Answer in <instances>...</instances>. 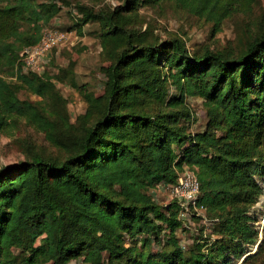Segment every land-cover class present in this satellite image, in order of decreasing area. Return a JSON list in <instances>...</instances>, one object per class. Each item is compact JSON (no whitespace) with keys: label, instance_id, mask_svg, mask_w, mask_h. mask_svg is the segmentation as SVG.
<instances>
[{"label":"trees","instance_id":"trees-1","mask_svg":"<svg viewBox=\"0 0 264 264\" xmlns=\"http://www.w3.org/2000/svg\"><path fill=\"white\" fill-rule=\"evenodd\" d=\"M163 1L219 26L256 0H142ZM124 3L69 8L68 30L81 34L82 25L99 22L113 45L102 92L87 97L93 107L81 116L96 112L94 120L74 129L66 113L51 118L18 95L49 93L53 105L65 106L54 79L63 80L66 68L52 71V57L39 75L23 72L19 60L63 4L0 0V129L24 118L67 152L61 159L32 152L0 167V264H264V227L259 240L251 214L264 193V32L237 53L190 51L178 36L148 40L125 25L120 12L134 3ZM15 64L7 79L2 72ZM189 96L205 108L194 132ZM183 164L196 172L198 203L212 221L184 248L176 202L153 195L159 184L176 182Z\"/></svg>","mask_w":264,"mask_h":264},{"label":"rangeland","instance_id":"rangeland-1","mask_svg":"<svg viewBox=\"0 0 264 264\" xmlns=\"http://www.w3.org/2000/svg\"><path fill=\"white\" fill-rule=\"evenodd\" d=\"M126 0H60L63 7L58 15L51 19L48 25L67 29L74 20L69 8L78 3H85L94 8L111 10L125 4ZM134 7L120 12L123 14L125 25L142 32L148 40H165L173 36L182 38L187 48L192 51L195 47H209L224 49L237 53L255 35L264 32V0H256L245 10H238L226 17L217 26L202 16L189 12L187 9L163 1L159 4H146L142 0H133ZM104 26L99 22H88L81 26V34L71 29L69 40L56 48L53 53L52 71L57 68H66L63 80L54 79L55 87L64 99L65 106L53 105L49 93L43 96L22 89L18 92L20 98L36 102L51 118L57 119V111L66 113L74 129L80 127V121L85 119L87 125L94 120L96 112L83 116L88 108H92L90 94L98 95L102 92L104 75L101 68L110 62V51L113 47L109 38L101 35ZM16 64L4 69L2 74L7 79H14ZM187 103L193 113L194 120L189 130L194 132L201 129L205 123V108L202 99L197 96L187 97ZM79 118V119H78ZM32 152H38L44 157L53 156L63 158L67 152L49 141L44 131L26 121L24 118H11L0 129V167L18 164L29 158ZM264 186V178L258 179ZM159 202H167L166 190H153ZM252 223L259 230V240L264 227V193L251 209ZM200 224L194 221L192 229H177L180 239L190 243L195 237ZM38 242V241H37ZM256 244L248 246L247 253L254 252ZM236 260L235 264H240ZM84 264L81 260H72L68 264ZM249 262V261H248ZM245 264H249V263ZM50 264V263H45Z\"/></svg>","mask_w":264,"mask_h":264},{"label":"built area","instance_id":"built-area-1","mask_svg":"<svg viewBox=\"0 0 264 264\" xmlns=\"http://www.w3.org/2000/svg\"><path fill=\"white\" fill-rule=\"evenodd\" d=\"M70 36L71 30L46 25L41 31L39 40L23 47L19 52L22 71L41 75L49 66L52 50L66 43ZM156 190H166L168 201L176 202V219L180 223L181 230L192 229L194 221L204 227V233L209 229L212 221L206 216L204 207L198 203L200 184L193 168L183 164L178 171L176 182L161 183ZM153 195L156 198L154 192ZM187 244L180 239L183 248Z\"/></svg>","mask_w":264,"mask_h":264},{"label":"crops","instance_id":"crops-1","mask_svg":"<svg viewBox=\"0 0 264 264\" xmlns=\"http://www.w3.org/2000/svg\"><path fill=\"white\" fill-rule=\"evenodd\" d=\"M160 191V190H159Z\"/></svg>","mask_w":264,"mask_h":264},{"label":"water","instance_id":"water-1","mask_svg":"<svg viewBox=\"0 0 264 264\" xmlns=\"http://www.w3.org/2000/svg\"><path fill=\"white\" fill-rule=\"evenodd\" d=\"M256 247V246H255Z\"/></svg>","mask_w":264,"mask_h":264}]
</instances>
